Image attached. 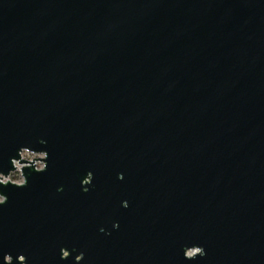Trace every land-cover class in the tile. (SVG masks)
Returning a JSON list of instances; mask_svg holds the SVG:
<instances>
[{
    "label": "water",
    "instance_id": "water-1",
    "mask_svg": "<svg viewBox=\"0 0 264 264\" xmlns=\"http://www.w3.org/2000/svg\"><path fill=\"white\" fill-rule=\"evenodd\" d=\"M22 145L0 264H264V0H0L5 174Z\"/></svg>",
    "mask_w": 264,
    "mask_h": 264
},
{
    "label": "clouds",
    "instance_id": "clouds-1",
    "mask_svg": "<svg viewBox=\"0 0 264 264\" xmlns=\"http://www.w3.org/2000/svg\"><path fill=\"white\" fill-rule=\"evenodd\" d=\"M44 143V141H40ZM43 158V163L41 162ZM47 158L48 152L46 150H34L29 146H20L17 150V155L10 158L11 168H9L7 174L4 171L0 170V185L7 186L9 184L24 187L27 185V176L25 175V168H34L37 172H43L47 169ZM87 180L83 178L82 185H88L93 178V173L89 171L87 173ZM122 178V174H121ZM84 191H88L87 187H84ZM8 196L0 191V205H3L7 202ZM123 205L127 206V201L123 202ZM103 231V229H101ZM196 252H199V256H204L205 249L201 245H197ZM61 259H66L70 256V252L67 248L62 247L60 249ZM194 252H189L188 255H194ZM84 258V253L80 252L75 256V261L80 262ZM18 261V264H27V257L24 254H18L15 258ZM4 264H13V256L10 253H5L3 256Z\"/></svg>",
    "mask_w": 264,
    "mask_h": 264
}]
</instances>
